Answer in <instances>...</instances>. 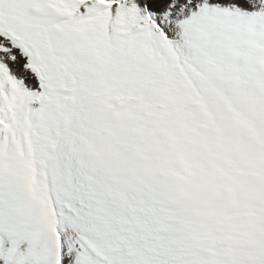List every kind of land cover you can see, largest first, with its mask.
<instances>
[{
  "label": "snow or ice",
  "instance_id": "1",
  "mask_svg": "<svg viewBox=\"0 0 264 264\" xmlns=\"http://www.w3.org/2000/svg\"><path fill=\"white\" fill-rule=\"evenodd\" d=\"M264 67V0H0V264H163L153 208L79 146L140 141Z\"/></svg>",
  "mask_w": 264,
  "mask_h": 264
},
{
  "label": "rangeland",
  "instance_id": "2",
  "mask_svg": "<svg viewBox=\"0 0 264 264\" xmlns=\"http://www.w3.org/2000/svg\"><path fill=\"white\" fill-rule=\"evenodd\" d=\"M262 76L264 67H252L230 86L215 90L210 99L197 100L199 108L189 109L186 115L159 130L173 129L172 136L177 143L179 135L183 137L193 152L181 149L186 152L184 164L187 167L199 158H206L210 168L223 172L224 184L213 186L220 201L218 214L208 224L196 217L187 219L188 240L173 237L171 228L175 220L158 208L154 196L149 195L143 184L152 171L146 164L157 163L153 151L156 143L164 141L163 133L156 132L140 144L123 139L111 145L121 157L116 160L106 155L107 150H101L98 134L83 133L78 137L80 148L95 157L96 169L111 192H134L153 208L152 222L146 227L166 239L167 251L160 257L163 264H264V201L254 202L257 191L244 190L241 186L246 182L264 183ZM169 153V150H161V159H167ZM97 250L116 264H130L132 259L130 246L115 252L102 247Z\"/></svg>",
  "mask_w": 264,
  "mask_h": 264
},
{
  "label": "bare ground",
  "instance_id": "3",
  "mask_svg": "<svg viewBox=\"0 0 264 264\" xmlns=\"http://www.w3.org/2000/svg\"><path fill=\"white\" fill-rule=\"evenodd\" d=\"M261 80L264 83V76L261 77ZM173 131L174 130L171 128L165 129V132L157 131L163 133L161 134L163 135L161 139L164 141L155 144L156 147L153 151V158L158 160L154 165L146 164V167H150L152 171L148 180L143 184L144 187L148 188V191H146L149 195L151 193V195L154 196L158 208L162 211H166L170 218L175 220V224L171 228L173 237L177 239L185 238L188 240L189 232L187 228H185V221L187 219L196 217L199 218V221L208 224L211 223L210 221L218 214L220 201L215 195L216 193L213 190V186L224 184V177L223 172L221 173L222 170L219 171L217 168L213 169L207 165L206 162L209 160L207 161L206 158H199V160L187 167L184 164L186 152L181 149L188 148V146L181 135H179L180 138L177 143L172 136L174 134ZM145 138L149 139L150 135ZM145 138L137 141V144L143 143ZM113 149L114 148L110 145L106 151V155L114 156L115 160L121 158ZM161 150H169L170 155L167 159H161ZM189 153H193L191 149H189ZM186 164L188 165L190 163L186 162ZM142 166L144 167L145 164ZM108 170L112 172L109 167ZM241 186L244 190L257 191V194L252 199L254 202L264 201V183L246 182ZM177 215L180 217L178 218Z\"/></svg>",
  "mask_w": 264,
  "mask_h": 264
},
{
  "label": "trees",
  "instance_id": "4",
  "mask_svg": "<svg viewBox=\"0 0 264 264\" xmlns=\"http://www.w3.org/2000/svg\"><path fill=\"white\" fill-rule=\"evenodd\" d=\"M200 106L197 105L196 101L194 102V106L192 108H199ZM191 109V108H190ZM97 255L99 257L98 264H116L115 261L111 258L105 257L97 250Z\"/></svg>",
  "mask_w": 264,
  "mask_h": 264
}]
</instances>
